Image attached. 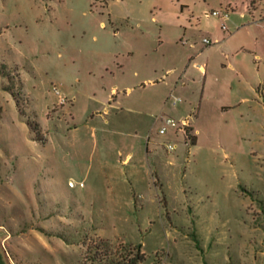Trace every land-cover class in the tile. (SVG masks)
<instances>
[{
	"label": "rangeland",
	"instance_id": "374dc122",
	"mask_svg": "<svg viewBox=\"0 0 264 264\" xmlns=\"http://www.w3.org/2000/svg\"><path fill=\"white\" fill-rule=\"evenodd\" d=\"M251 1L0 0V264H264Z\"/></svg>",
	"mask_w": 264,
	"mask_h": 264
},
{
	"label": "crops",
	"instance_id": "0c3cea01",
	"mask_svg": "<svg viewBox=\"0 0 264 264\" xmlns=\"http://www.w3.org/2000/svg\"><path fill=\"white\" fill-rule=\"evenodd\" d=\"M260 0H252L251 1V4H250V8H248V12L251 13L252 17H255V13L258 12V3H259ZM221 9H226V8H221ZM230 9V11H232V8H228ZM214 10V9H212ZM204 11H211V10H207L206 8H204ZM202 14V16H200V20L198 21V27H202L201 24H202V20L201 19H204V18H211L209 20V24L211 25L209 28H208V31H209V34L211 35V37H209L210 39H212L213 41H216L215 43H221L223 44V46H226V40H228V38L230 37V35H227L226 37H223L222 36V31H228V23L229 22H232V19H231V15L229 17L228 20H223L221 18H218V17H215V16H210V17H206L204 15V13ZM231 14V12H230ZM241 17H245V13H241ZM260 18L261 19H258L257 21H260V20H264V14H260ZM226 25L227 26V29H224L223 28V25ZM206 37V36H205ZM204 38V37H203ZM202 38V40H203ZM233 64L229 65L230 69L232 71H236L237 72V69L232 66ZM201 69L204 68V66L200 65L199 66ZM237 74V73H236ZM152 83H155L154 81ZM174 119V118H173ZM192 126V125H191Z\"/></svg>",
	"mask_w": 264,
	"mask_h": 264
},
{
	"label": "built area",
	"instance_id": "2783aa9c",
	"mask_svg": "<svg viewBox=\"0 0 264 264\" xmlns=\"http://www.w3.org/2000/svg\"><path fill=\"white\" fill-rule=\"evenodd\" d=\"M230 12L231 11L228 8H226V9H214L211 11H206L204 13V15L206 17L215 16V17L221 18L223 20H228L230 17ZM223 28L227 29V26L224 24ZM202 41L204 42L205 45H211V44L216 42V41H213L212 39H210L209 37H204ZM156 120L159 121L161 124L160 129H159L160 134H165L169 131V129H172L173 133L175 135H178L179 132L185 130V127L188 124L186 120L179 123L178 121H176L175 119H173L171 117H164L162 115L158 116L156 118ZM175 148H176V145H172V144L168 145V149L170 151L175 150Z\"/></svg>",
	"mask_w": 264,
	"mask_h": 264
},
{
	"label": "trees",
	"instance_id": "16d2710c",
	"mask_svg": "<svg viewBox=\"0 0 264 264\" xmlns=\"http://www.w3.org/2000/svg\"><path fill=\"white\" fill-rule=\"evenodd\" d=\"M137 258H138V260L142 259V257H141V256L137 255V257H136V258H134L132 261H133L134 263H136V262H137V260H136ZM133 262H132V263H133Z\"/></svg>",
	"mask_w": 264,
	"mask_h": 264
}]
</instances>
